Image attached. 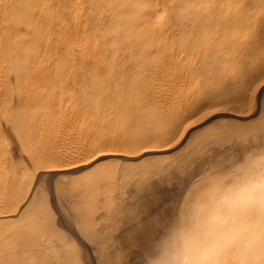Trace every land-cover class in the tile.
I'll return each instance as SVG.
<instances>
[{"label": "rangeland", "instance_id": "374dc122", "mask_svg": "<svg viewBox=\"0 0 264 264\" xmlns=\"http://www.w3.org/2000/svg\"><path fill=\"white\" fill-rule=\"evenodd\" d=\"M259 3L249 28L236 32L232 26L216 30L217 12L220 6L226 8L225 0L221 5L219 0H0V38L4 32L9 35L10 57L21 60L26 50L38 55L32 70L42 62L43 69L58 70L66 83L72 65L78 78L61 90L63 108L79 113L78 126L130 140L116 153L98 149L66 168L51 159L21 160L26 175L12 190L18 208L0 222L25 229L27 248L46 252L47 262L76 255L81 260L67 264H140L157 221L171 212L194 174L256 141L264 143V127L259 126L264 123V72L260 78H244L254 66L264 69V0ZM200 11L211 12L212 18L201 16L192 22ZM226 12L231 16L233 10ZM72 31L76 39L68 49L65 37ZM157 32H165L162 39L167 43L198 46L194 54L188 51L179 60V68L188 71V93L176 104L162 103L157 110L164 115L161 120L149 104L154 118H129L117 106L118 92L109 102H97L107 85L97 74L89 76V67L87 72L78 68V62L93 65L97 60L93 51L98 50V64L118 66L116 60L127 48L140 51L153 41L159 43L152 38ZM251 52L257 59L245 60ZM136 55L134 76L144 63ZM150 69H143L147 79L136 77L140 98L145 97L144 84L153 80ZM129 87L121 84L120 93ZM243 90L247 91L243 103L237 104ZM186 107L196 112L179 117ZM106 122L109 125L103 126ZM172 123L176 132L164 142L168 134L159 132ZM153 131L154 141H147ZM36 134L33 127L31 139L20 147L23 155L31 149L43 153L44 146L47 152L56 150V134L50 128ZM37 181L38 191H44L39 202L32 195Z\"/></svg>", "mask_w": 264, "mask_h": 264}, {"label": "bare ground", "instance_id": "6f19581e", "mask_svg": "<svg viewBox=\"0 0 264 264\" xmlns=\"http://www.w3.org/2000/svg\"><path fill=\"white\" fill-rule=\"evenodd\" d=\"M223 1L219 0V4L221 5ZM225 3L226 10L220 6L217 12L220 21V25L216 28L218 31L231 26L236 32L245 31L250 26V15L254 14L260 5L259 0H225ZM228 8L233 10L231 16L226 12ZM194 15L192 22L201 16L207 20L212 18L211 12L200 11L198 15L195 13ZM209 27L212 30L214 26L210 24ZM164 34L165 32H157L152 37L160 44L153 41L149 48L139 47L140 51H134L135 48H127L123 56L116 60L118 66L98 64L97 60L100 58L98 50L93 51L97 58L93 65L89 66L88 62L84 64L82 60L78 62V68H83L87 72L86 69L89 67L91 71L89 76L97 74L107 85L98 93L97 102L100 103L102 100L109 102L118 92L120 96L117 99V106L125 114L131 115L129 118L134 115L151 119L155 116L158 120L164 118L162 113L157 112L161 104L172 100L176 104L179 98L188 93L186 88L189 79L188 71L179 68V60L183 59L188 51L194 54L198 47L195 44L186 47L181 42L175 45L174 41L167 43L162 39L166 36ZM8 37L9 35L4 32L0 38V217L15 214L18 208V203L12 196V190L14 183L22 182L26 175L19 166L21 160L28 158L33 162L51 159L56 162L58 167L66 168L70 162L82 159L98 149L116 153L115 151L122 149L130 141L122 137L108 135L92 126L86 128L78 126L79 113H69L63 108L65 97L61 93V90L70 84V80L73 84L77 82L78 70H73L72 65L69 66L71 71L67 75L68 83L64 76L58 73V70L51 73L43 69L42 62L41 67L37 66L32 70L33 64L39 56L29 54L26 50L21 60L11 58V52L6 47ZM48 38L49 36H46L45 40ZM75 39L74 31L68 33L65 37V47L71 49ZM136 54L141 55L144 59V63L139 67L141 71L137 75L138 79L140 81L147 79V74L143 71L144 68H151L152 73L150 74L152 75L150 76L153 78L150 83L144 84L145 97L142 98L138 97L141 90L137 86V76H134L131 71V69L137 68V58L139 59V57ZM248 59H257V57L251 52L245 60ZM130 60L132 63H129ZM25 61L26 63L20 66ZM8 66L14 71H8L10 69ZM263 72L262 67L254 66L251 71L245 74L244 78L249 80H253L255 77L260 78ZM130 78L131 80H129ZM121 84H127L130 87L127 91L120 93L119 86ZM246 92L243 90L239 93L240 96L235 99L237 104L243 103ZM132 99V102H128ZM148 104L157 112L154 116L149 111ZM186 108V112L179 117L188 118L196 112L195 108ZM106 125L109 123L106 122L103 126ZM33 127L37 134L46 132L48 128L56 134V150L53 153L47 152L44 146L43 153L31 149L29 153L22 154L20 147L31 139ZM175 128L172 123L167 130L159 132L168 134L163 137L164 142L176 132ZM186 131L185 129L183 134ZM156 135L153 131L147 141L153 142ZM22 166L27 168L28 165L25 163ZM3 178H6V181ZM42 206L38 207L40 212L44 211ZM24 211L23 207L21 212ZM28 242L29 238L25 229L0 222V264H67V261L81 260L76 255L73 258L70 255V258L59 257L47 262V253L38 248L28 249Z\"/></svg>", "mask_w": 264, "mask_h": 264}, {"label": "clouds", "instance_id": "9594fccd", "mask_svg": "<svg viewBox=\"0 0 264 264\" xmlns=\"http://www.w3.org/2000/svg\"><path fill=\"white\" fill-rule=\"evenodd\" d=\"M140 264H264V143L194 174Z\"/></svg>", "mask_w": 264, "mask_h": 264}, {"label": "snow or ice", "instance_id": "6c2138e0", "mask_svg": "<svg viewBox=\"0 0 264 264\" xmlns=\"http://www.w3.org/2000/svg\"><path fill=\"white\" fill-rule=\"evenodd\" d=\"M259 126L260 127H264V123H261ZM39 189H40V181H37L36 187L33 188V190H32V195H33V197H36L37 198V201L38 202H39L40 199L43 198V195H44V191L43 190L38 191ZM48 190L49 191L52 190L51 189V186H49V189ZM69 211H71V209H69Z\"/></svg>", "mask_w": 264, "mask_h": 264}]
</instances>
